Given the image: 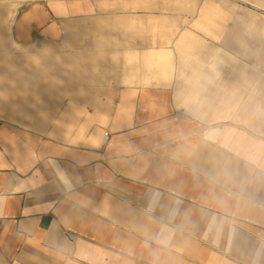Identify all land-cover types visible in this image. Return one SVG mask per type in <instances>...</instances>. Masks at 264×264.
<instances>
[{
    "label": "crops",
    "instance_id": "obj_1",
    "mask_svg": "<svg viewBox=\"0 0 264 264\" xmlns=\"http://www.w3.org/2000/svg\"><path fill=\"white\" fill-rule=\"evenodd\" d=\"M220 1L52 0L15 22L13 11L9 25L15 43L38 45L62 35V18L109 15L131 34L139 18H213ZM239 1L264 12V0ZM197 29L152 49L128 38L122 51L146 55L148 78L118 80L111 110L80 111L62 131L31 128L0 103V264H264V106L200 110L218 65L190 58ZM41 90L38 107L52 108Z\"/></svg>",
    "mask_w": 264,
    "mask_h": 264
},
{
    "label": "rangeland",
    "instance_id": "obj_2",
    "mask_svg": "<svg viewBox=\"0 0 264 264\" xmlns=\"http://www.w3.org/2000/svg\"><path fill=\"white\" fill-rule=\"evenodd\" d=\"M51 3L52 0H0V103L6 110H21L23 123L31 128L41 129L47 125L59 132L65 121L69 124L79 119L74 114L79 116L80 111L98 114L96 110H111L118 80L128 84V79L148 78L146 71L153 69L146 55L140 56L136 51L133 57L122 51L129 39L145 37L151 49L153 45H172L177 33L185 27L199 31L194 35L198 43L190 58L197 64L207 58L218 65L206 86L209 94L200 110H262L259 105L264 106V12L239 0H221L215 4L213 13H206L213 18H164L161 21L139 18L130 24L135 28V33L131 34L126 33V25L119 24L118 28L112 23L109 15L92 14L82 19L62 18L60 26L64 32L56 41L41 40L38 45L15 43L14 23L9 25L12 12L16 10L15 22L24 9L33 5L35 9L45 10ZM146 26L154 34H142ZM166 27L174 28L175 33L158 44L157 39L164 38L158 32ZM145 44L142 40L135 45L148 50ZM181 51H175L180 59L186 57ZM59 65L66 66L68 72L61 74ZM201 69V66H192L191 73ZM22 70L30 74L29 80H4ZM20 84L32 90L29 98L3 89ZM38 86L43 88L40 92L46 95L52 108L49 109L48 104L38 107ZM206 91L200 97L206 95ZM202 100L200 98L199 105ZM229 120L235 121L233 117ZM242 120L244 126L253 128L250 117Z\"/></svg>",
    "mask_w": 264,
    "mask_h": 264
}]
</instances>
